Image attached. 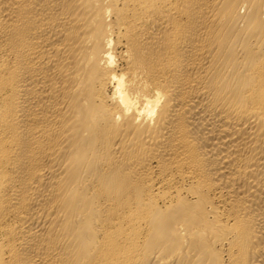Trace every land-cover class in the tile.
<instances>
[{
  "label": "bare ground",
  "instance_id": "1",
  "mask_svg": "<svg viewBox=\"0 0 264 264\" xmlns=\"http://www.w3.org/2000/svg\"><path fill=\"white\" fill-rule=\"evenodd\" d=\"M0 264H264V0H0Z\"/></svg>",
  "mask_w": 264,
  "mask_h": 264
}]
</instances>
